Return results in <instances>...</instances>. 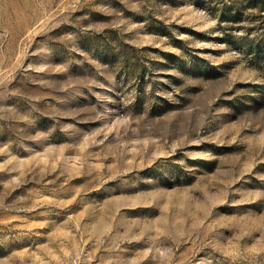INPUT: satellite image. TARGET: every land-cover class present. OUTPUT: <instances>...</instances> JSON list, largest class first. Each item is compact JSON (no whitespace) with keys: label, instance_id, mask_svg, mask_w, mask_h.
<instances>
[{"label":"rangeland","instance_id":"374dc122","mask_svg":"<svg viewBox=\"0 0 264 264\" xmlns=\"http://www.w3.org/2000/svg\"><path fill=\"white\" fill-rule=\"evenodd\" d=\"M0 264H264V0H0Z\"/></svg>","mask_w":264,"mask_h":264}]
</instances>
